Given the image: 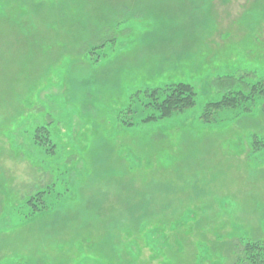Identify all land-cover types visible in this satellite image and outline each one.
Wrapping results in <instances>:
<instances>
[{
    "label": "rangeland",
    "instance_id": "obj_1",
    "mask_svg": "<svg viewBox=\"0 0 264 264\" xmlns=\"http://www.w3.org/2000/svg\"><path fill=\"white\" fill-rule=\"evenodd\" d=\"M179 81L195 106L141 125L131 97ZM254 86L264 0H0V264H239L264 92L201 115Z\"/></svg>",
    "mask_w": 264,
    "mask_h": 264
},
{
    "label": "trees",
    "instance_id": "obj_2",
    "mask_svg": "<svg viewBox=\"0 0 264 264\" xmlns=\"http://www.w3.org/2000/svg\"><path fill=\"white\" fill-rule=\"evenodd\" d=\"M260 92H264L261 86L252 87V89H250V92H248L247 95L240 91L230 92L220 99L207 103V105L203 109L201 117L206 122H209V114H211L212 111L221 112L225 110H233L241 102L251 100L254 95H260ZM139 94H142L146 98V101H140L141 99L138 98ZM133 98H138V103H140L138 108L142 109V111L148 109H152L154 111V115L149 114L139 122L141 125H149L156 123L159 120L167 119L171 117V115H173L174 113L180 114L181 112H185L187 110L192 109L196 103V92L191 85L179 81L170 83L164 86L163 88L153 89L150 92H137L131 97V100H133ZM132 111L133 110L128 108V113L134 116V113ZM126 125L129 127H133L135 123L127 122ZM38 131L40 130H37V132ZM36 196L39 197L38 195ZM29 206L34 208L35 204L29 203ZM241 246L243 248V256H240L239 264H264L263 240L247 241Z\"/></svg>",
    "mask_w": 264,
    "mask_h": 264
}]
</instances>
